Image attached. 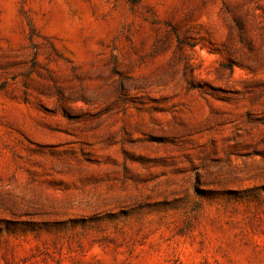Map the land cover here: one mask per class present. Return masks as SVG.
<instances>
[{"label": "rangeland", "instance_id": "rangeland-1", "mask_svg": "<svg viewBox=\"0 0 264 264\" xmlns=\"http://www.w3.org/2000/svg\"><path fill=\"white\" fill-rule=\"evenodd\" d=\"M0 264H264V0H0Z\"/></svg>", "mask_w": 264, "mask_h": 264}, {"label": "trees", "instance_id": "trees-1", "mask_svg": "<svg viewBox=\"0 0 264 264\" xmlns=\"http://www.w3.org/2000/svg\"><path fill=\"white\" fill-rule=\"evenodd\" d=\"M131 3L136 4L139 2V0H130Z\"/></svg>", "mask_w": 264, "mask_h": 264}]
</instances>
